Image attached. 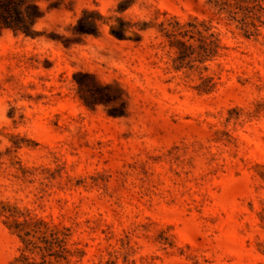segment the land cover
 <instances>
[{
	"label": "rangeland",
	"instance_id": "obj_1",
	"mask_svg": "<svg viewBox=\"0 0 264 264\" xmlns=\"http://www.w3.org/2000/svg\"><path fill=\"white\" fill-rule=\"evenodd\" d=\"M0 21V264H264V0H29Z\"/></svg>",
	"mask_w": 264,
	"mask_h": 264
},
{
	"label": "trees",
	"instance_id": "obj_2",
	"mask_svg": "<svg viewBox=\"0 0 264 264\" xmlns=\"http://www.w3.org/2000/svg\"><path fill=\"white\" fill-rule=\"evenodd\" d=\"M22 7L26 11L28 19H31L37 10V6L29 0H0V21L6 24H21L27 28Z\"/></svg>",
	"mask_w": 264,
	"mask_h": 264
}]
</instances>
